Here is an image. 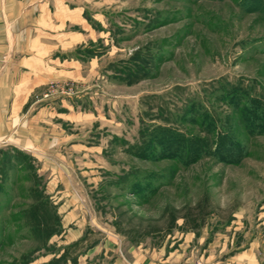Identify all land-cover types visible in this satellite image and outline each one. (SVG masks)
I'll return each mask as SVG.
<instances>
[{"label":"rangeland","instance_id":"1","mask_svg":"<svg viewBox=\"0 0 264 264\" xmlns=\"http://www.w3.org/2000/svg\"><path fill=\"white\" fill-rule=\"evenodd\" d=\"M62 2L76 152L0 154V264H92L109 232L167 264L264 252V0Z\"/></svg>","mask_w":264,"mask_h":264},{"label":"crops","instance_id":"2","mask_svg":"<svg viewBox=\"0 0 264 264\" xmlns=\"http://www.w3.org/2000/svg\"><path fill=\"white\" fill-rule=\"evenodd\" d=\"M60 4L61 0H0V154L9 149V153L38 163L42 171L53 159L68 158L70 163L76 152L71 85L73 80L79 84L84 80L81 64L71 61L69 54L85 38L69 29L72 19ZM82 235L77 233L75 242L66 243L65 249ZM103 240L83 260L92 256L96 259L92 264L169 261L157 262L155 254L140 244H117L111 232ZM199 262L264 264V252L253 248L223 261L207 258Z\"/></svg>","mask_w":264,"mask_h":264},{"label":"trees","instance_id":"3","mask_svg":"<svg viewBox=\"0 0 264 264\" xmlns=\"http://www.w3.org/2000/svg\"><path fill=\"white\" fill-rule=\"evenodd\" d=\"M30 213H31V217H32V220L34 221V222H36V224L39 226V222H40V220L42 219V216H41V214H42V212H41V210H40V208L38 207V206H33V207H31V210H30ZM174 220L172 219V222H173ZM172 225V224H171ZM49 236V235H48ZM78 242L79 241H77L75 244H73L72 246H70L72 249L73 248H75V246L78 244ZM68 251H67V249L61 254V257L63 258V259H68Z\"/></svg>","mask_w":264,"mask_h":264}]
</instances>
